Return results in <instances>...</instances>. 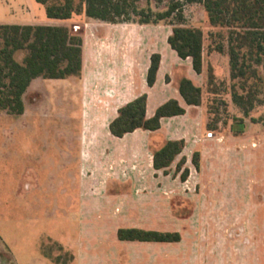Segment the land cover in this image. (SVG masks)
Here are the masks:
<instances>
[{
  "label": "rangeland",
  "instance_id": "obj_1",
  "mask_svg": "<svg viewBox=\"0 0 264 264\" xmlns=\"http://www.w3.org/2000/svg\"><path fill=\"white\" fill-rule=\"evenodd\" d=\"M73 1L78 4L82 0ZM126 1L127 5L132 3L137 9H149L153 14L166 10L171 2ZM44 10L35 0H0V21L30 15L41 17ZM128 10L113 22L90 18L84 13L74 15L69 30L85 36L89 44L116 43L117 34L139 32L138 37L130 35V39L145 55L153 49L170 48L167 37L173 25L200 29L203 67L194 76L203 93L206 127L217 136L242 126L248 132L238 141L221 136L216 161L208 156L207 169L201 178L191 163V154L184 163L189 174L183 181L175 162L165 173L154 171L146 162L151 159V153L146 151L144 160L133 158L130 164L113 168L104 165L103 170L99 169L100 176L115 171L112 176L125 178L114 190L128 195L79 197L70 175L74 164L57 173L62 146L69 153L76 152L70 143L78 141L80 118L66 108L60 97L66 93L65 83L47 81L50 83L40 92L31 95L33 100L38 99L39 93L57 95L47 114L35 113L17 125L14 115L0 111V264H264V50L257 63L256 49L250 55L247 49H242L246 56L239 59V66L244 74L237 71L233 78L228 57L229 29L212 25L200 2L184 3L180 20L174 14L142 23L138 14ZM219 46L221 52L217 50ZM24 54V50H19L14 58L21 61ZM168 62L167 66L191 63L190 59L176 57L168 58ZM179 75L172 72L170 79L179 82ZM165 78L168 81L167 75ZM167 88L173 90L170 85ZM233 92L241 94L246 104L247 100L252 103L247 117L234 104ZM88 136L95 152L99 134ZM208 152L210 155L209 149ZM51 174L61 181L56 178L47 182L45 179ZM86 185L99 186L90 181ZM104 187L105 183L100 192H104ZM89 205H116L117 215H123L128 224L162 232L178 231L181 240L124 243L126 247L120 249L118 256H73L59 245H70L76 239L81 232L77 209ZM55 206L63 212H54Z\"/></svg>",
  "mask_w": 264,
  "mask_h": 264
},
{
  "label": "crops",
  "instance_id": "obj_2",
  "mask_svg": "<svg viewBox=\"0 0 264 264\" xmlns=\"http://www.w3.org/2000/svg\"><path fill=\"white\" fill-rule=\"evenodd\" d=\"M73 18L74 16L66 20L50 19L44 12L41 17L30 15L9 22L0 21V23L56 25L70 29ZM126 33L117 34L118 42H105V44H100L97 41L94 44H89L86 37L81 36L83 41L81 74L61 79L42 77L32 79L23 94V113L14 115L18 125L19 121H24L35 115V113L45 111L47 114L46 110L52 107V101L57 95L55 93H39L36 100H33L31 95L40 92L47 83H50L47 81L65 83L66 93L60 94V97L62 96L63 101H65L66 108L69 111H74L75 116H79L80 130L76 144L70 143V147L72 146L76 152L69 153L62 146L60 168L57 174L59 175L67 166L74 164L75 169L70 175L72 180L75 181L79 197L102 196L114 198L128 195V192L114 190L125 178L112 176L115 171L113 173L107 171L108 174L105 173L106 175L100 176L99 169H102L104 165L113 168V166L130 164L133 158L138 161L140 159L144 160L146 151L151 153V159L146 160V162L149 161L153 169V152L167 140H183L184 142L181 153L172 162H175V165L181 157H185L187 162L189 161V154L192 157L193 152H198V171L201 178L202 172L207 169L208 156H210L211 161H216L215 159L218 156L217 146L221 136H228L230 141H238L241 136L248 132L247 128L242 132L235 133L232 131L229 134L217 136L215 132L207 129L203 93H201V103L199 105H188L178 91V81L173 78L170 79V74L176 71L180 74L177 80L185 77L199 86L195 81L194 75L196 72L193 70L191 63L189 66H183L182 64L167 66L169 63L168 58H180L170 46L169 49H153L145 55L140 54L142 48L140 49L139 45L133 44L130 39V35L138 37L139 32L132 31L129 32L132 33L130 35ZM112 35H109V38H114ZM153 53L160 54V62L155 82L152 86H149L146 82V75L150 65V56ZM166 75L169 77L168 81L165 80ZM169 85L173 90H168ZM143 93L147 95L145 105V116L147 118L155 113L158 106L171 98L176 99L185 111L180 115L161 118L160 127L154 131L137 128L121 137L112 135L109 131V123L117 116L118 109ZM45 113L43 115H46ZM195 123L198 124L197 128L194 127ZM89 133L99 134L95 151L98 154H94V149L91 147L92 142L87 140ZM208 149L210 155H208ZM105 170H108V168ZM153 170L155 171V169ZM88 172L90 173L88 174ZM54 179L61 181L54 174L48 175L45 180L49 182ZM89 181L99 186L90 188L91 184L90 186L86 185ZM83 183H85L84 188H82ZM104 183V192H100L99 188ZM115 208L116 205L80 206L77 211L81 217L79 223L81 232H78L76 239L70 245L65 246L63 244L62 246L60 244L59 247L70 251L73 256H118L120 249L126 247L124 243L138 242L136 240H119L117 238L119 228L135 227L155 230L147 226L128 224L126 218H122L123 215H117L119 212H116L118 209ZM53 211L63 212V209L55 206ZM81 214L88 215L82 217ZM179 241L170 243H178Z\"/></svg>",
  "mask_w": 264,
  "mask_h": 264
},
{
  "label": "trees",
  "instance_id": "obj_3",
  "mask_svg": "<svg viewBox=\"0 0 264 264\" xmlns=\"http://www.w3.org/2000/svg\"><path fill=\"white\" fill-rule=\"evenodd\" d=\"M44 6L46 16L50 19L66 20L74 15L84 13L87 17L103 21H114L116 16L128 13V9L140 16L142 23L158 21L176 15L182 19L181 8L184 3L200 2L207 13L212 25H219L229 29L228 57L231 77L238 73L244 74L239 66V59L245 58L247 49L249 55L256 49L255 62L261 61L264 50V0H171L167 9L153 14L151 10L137 9L132 3L127 5L126 0H82L75 4L73 0H35ZM169 46L177 55L189 58L196 73L203 67L202 31L198 28L173 25L167 37ZM82 37L72 34L68 27L56 25H31L0 23V110L8 114L23 113V94L29 83L36 77L61 79L81 74ZM24 50L21 61L14 58V53ZM219 52L222 48L219 46ZM244 60V59H243ZM160 54L150 56V65L147 70L146 82L152 86L155 82L159 67ZM240 67V68H239ZM210 70V69H209ZM211 71L209 78H212ZM178 91L188 105L201 103V88L188 78H181L178 82ZM147 95L137 96L118 109L117 116L109 123L112 135L121 137L137 128L154 131L160 127L163 117L184 113L176 99H168L147 118L145 105ZM234 104L247 117L253 105L250 100L247 104L244 97L237 92L232 93ZM244 120H240L242 123ZM254 121V120H251ZM239 122V123H240ZM240 129L232 131L242 132ZM183 140H167L152 155V165L155 170L166 172L175 157L181 153ZM186 159L181 157L176 163V170L180 171V179H186L189 170L184 167ZM193 166L198 170V152L191 157ZM117 238L127 241L177 242L181 236L178 232H162L135 227L119 228Z\"/></svg>",
  "mask_w": 264,
  "mask_h": 264
},
{
  "label": "built area",
  "instance_id": "obj_4",
  "mask_svg": "<svg viewBox=\"0 0 264 264\" xmlns=\"http://www.w3.org/2000/svg\"><path fill=\"white\" fill-rule=\"evenodd\" d=\"M192 163V162H191ZM193 165V164H192ZM194 167V166H193ZM194 169L196 170V168L194 167ZM189 170V169H188ZM189 174V173H188ZM187 177H188V175H187ZM187 177H186V179H187ZM186 179H184L183 181H185Z\"/></svg>",
  "mask_w": 264,
  "mask_h": 264
}]
</instances>
